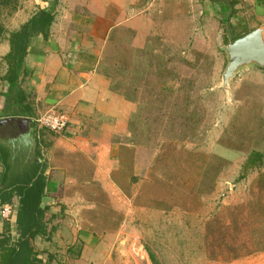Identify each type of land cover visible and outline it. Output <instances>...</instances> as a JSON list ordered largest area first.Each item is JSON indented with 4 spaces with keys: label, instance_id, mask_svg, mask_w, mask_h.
<instances>
[{
    "label": "crops",
    "instance_id": "crops-1",
    "mask_svg": "<svg viewBox=\"0 0 264 264\" xmlns=\"http://www.w3.org/2000/svg\"><path fill=\"white\" fill-rule=\"evenodd\" d=\"M187 1L165 0L170 7L164 3L163 9H171L174 17H183L185 21L188 17H203L207 22L205 27L218 28L224 23L223 31L227 37L259 26L264 36V0H194L196 3L190 8ZM143 2L19 0L17 8L13 11L4 9L7 11L5 19H0L4 28L0 37V138L7 137L10 147L19 144L27 156H33L46 178L41 206L48 207V212L54 215L48 224L54 229L47 237L37 235L30 240L42 264H102L108 253L102 241L108 236L107 231L105 235L98 231L102 230V225L111 228L120 223L123 217L109 221L114 217L112 212L124 214L129 201L134 198L132 194L139 192V185L149 181L139 170V164L144 161L147 167L151 165L150 156L145 161L142 148L146 147L148 154L156 149V140L143 138L147 129L148 136L159 135L153 131L157 126L151 123L153 119L157 123L159 112L150 111L152 105L149 104L157 95L154 87L159 74L157 69L163 71L157 77L161 81H165L166 69L160 65L162 60L155 62L153 53L156 51L146 46L147 36L156 30L151 20L153 7L145 6ZM40 9L52 11L54 18L46 37L35 34L27 42L22 66L26 74L20 76L26 100L15 106L7 94L8 83L2 79L7 70L5 55L10 47L9 33L19 29ZM227 24L230 28L225 30ZM203 27L199 24L197 29L201 31ZM114 48L128 56L121 53L113 58L109 49ZM141 54L147 56L143 62L139 59ZM163 65H166L164 59ZM169 76L170 81H183L181 75L170 72ZM214 89L209 87L206 94L214 95ZM163 90L160 88V92ZM184 93L187 95L188 91ZM255 108L257 117L263 119L264 106L257 104ZM17 109L26 112L25 115L15 114ZM49 109L67 114V126L61 132H53L37 123V118ZM150 112L154 113L153 117ZM140 118H143L142 122ZM213 119L219 121L217 116ZM195 120L197 126L200 121ZM218 144L214 142V145ZM181 149L180 155L188 156V146H181ZM201 157H190L189 161L195 164V169L202 171L195 188L198 193L202 192L205 178L209 184L217 178L211 185L218 184L220 172L218 165L214 170L213 163L219 160L218 152H212L206 163ZM181 161L185 168L188 164L185 157H181ZM2 162L0 159V180L4 170ZM261 166L249 178L253 183L252 191L257 194L263 193ZM258 172L260 179L255 185ZM257 194L255 200L259 201L262 196ZM17 201L15 195L10 203L0 204V241L6 239L2 241L0 253L18 239ZM4 205L11 208L8 217L1 214ZM57 211L61 215H57ZM5 225L9 229L7 233L3 232ZM77 243L80 246L74 252L73 245ZM256 248L258 253L243 252L231 256L261 257V264H264V235Z\"/></svg>",
    "mask_w": 264,
    "mask_h": 264
},
{
    "label": "rangeland",
    "instance_id": "rangeland-1",
    "mask_svg": "<svg viewBox=\"0 0 264 264\" xmlns=\"http://www.w3.org/2000/svg\"><path fill=\"white\" fill-rule=\"evenodd\" d=\"M164 3L165 0L143 2L153 7L151 20L156 30L147 36L146 46L156 51L155 62L162 60L166 69L165 81H161L157 77L163 71L156 66L157 95L149 104L150 111L159 112L157 123L151 120L157 126L153 131L159 135L148 136L147 129L143 138L156 140V149L148 154V149L142 148L145 161L150 156L151 165L147 167L144 161L139 164L149 181L132 194L134 198L127 204L125 215L112 212L114 217L109 221L123 217L120 223L111 228L102 225L98 231L102 235L107 231L108 236L102 241L108 252L102 264H261V257L231 254L257 252L264 235V114L263 119L258 118L255 110L257 104L264 106V68L253 64L239 69L223 86L221 77L227 64L224 48L233 35L226 36L224 23L212 28L205 27L203 17H188L186 21L176 18L171 9H163ZM195 3L187 1L189 8ZM6 12L2 9L0 13L2 21ZM199 24L204 26L201 31L197 29ZM109 50L113 58L124 54L115 48ZM139 59L145 61L146 54L139 55ZM1 64L0 61V67ZM170 72L181 75L183 81L168 80ZM209 87L215 88L212 96L206 94ZM160 88H164L163 92ZM215 116L218 122L212 120ZM195 119L200 121L197 126ZM215 141L219 144L214 145ZM184 145L188 146V156L180 155ZM253 151L262 154L261 162L256 156L250 157ZM212 152L219 154L218 162L213 161L214 170L219 166L218 184L211 185L217 178L210 184L203 178L202 192L198 193L195 188L202 171L189 161L202 155L206 163ZM181 157L188 163L186 169ZM259 165L263 167L262 194L252 191L249 180ZM254 179L256 185L259 172ZM256 194L263 199L256 201ZM79 246L74 244L73 251Z\"/></svg>",
    "mask_w": 264,
    "mask_h": 264
},
{
    "label": "trees",
    "instance_id": "trees-1",
    "mask_svg": "<svg viewBox=\"0 0 264 264\" xmlns=\"http://www.w3.org/2000/svg\"><path fill=\"white\" fill-rule=\"evenodd\" d=\"M18 1L0 0V10L13 11L17 8ZM53 18L52 11L40 9L19 29L9 33L10 47L9 52L5 55L7 70L2 79L8 83L7 94L12 97V104L15 106L26 100V95L20 85V76L23 77L26 74L22 66L27 42L35 34L46 37ZM227 28H230V24H227L225 30H228ZM3 32L4 28L0 23V37ZM241 35H233L229 42ZM19 110L17 109L15 114L25 115L26 112ZM10 143L7 137L0 138V151L3 150L0 159L4 166L0 180V204L10 203L15 195L18 197L15 225L19 235L14 244L7 246L0 253V264H42V260L36 257L30 240L37 235L47 237L54 229L53 226H48L54 215L49 214L48 207L41 206L46 178L41 173L42 171H39V163L33 156H27L19 144L10 147ZM7 147H9L8 150ZM252 155L256 156L259 161L261 160L260 152L253 151L250 153V157ZM3 232H9L7 225ZM2 239L0 247H2V241L6 240ZM43 264L48 263L43 262Z\"/></svg>",
    "mask_w": 264,
    "mask_h": 264
},
{
    "label": "water",
    "instance_id": "water-1",
    "mask_svg": "<svg viewBox=\"0 0 264 264\" xmlns=\"http://www.w3.org/2000/svg\"><path fill=\"white\" fill-rule=\"evenodd\" d=\"M227 59L222 73V85L225 86L235 72L256 64L264 68V36L262 28L256 27L230 41L224 48ZM21 123V122H20ZM25 124V121H22Z\"/></svg>",
    "mask_w": 264,
    "mask_h": 264
},
{
    "label": "built area",
    "instance_id": "built-area-1",
    "mask_svg": "<svg viewBox=\"0 0 264 264\" xmlns=\"http://www.w3.org/2000/svg\"><path fill=\"white\" fill-rule=\"evenodd\" d=\"M37 123L53 132H61L65 129L68 123V116L65 112L49 109L37 118ZM1 214L8 217L11 214L9 205H4L1 208Z\"/></svg>",
    "mask_w": 264,
    "mask_h": 264
}]
</instances>
